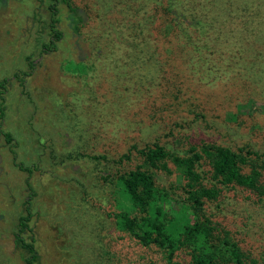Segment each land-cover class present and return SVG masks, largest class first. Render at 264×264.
<instances>
[{
	"label": "rangeland",
	"instance_id": "rangeland-1",
	"mask_svg": "<svg viewBox=\"0 0 264 264\" xmlns=\"http://www.w3.org/2000/svg\"><path fill=\"white\" fill-rule=\"evenodd\" d=\"M72 1L87 12L80 34L64 20L56 49L38 56L31 14L39 2L0 0V79L7 78L0 129L13 138L10 146L0 133V264H24L12 231L25 200L31 212L26 236L34 239L38 264L144 263L150 248L117 238L112 178L100 175L129 165L112 160L132 144L141 147L172 127L183 126L172 133L177 149L187 148L185 135L200 134L205 141L264 153L263 52L247 54L242 68L215 62L218 79L200 81L160 44L152 50L137 39L138 50L128 39L103 37L115 24L114 0ZM68 61L84 64L85 72L65 71ZM29 69L23 84L11 77ZM100 154L108 167L93 159ZM167 180L156 174L157 184ZM241 207L238 202L234 210ZM162 214L174 216V210L165 205Z\"/></svg>",
	"mask_w": 264,
	"mask_h": 264
},
{
	"label": "trees",
	"instance_id": "trees-1",
	"mask_svg": "<svg viewBox=\"0 0 264 264\" xmlns=\"http://www.w3.org/2000/svg\"><path fill=\"white\" fill-rule=\"evenodd\" d=\"M37 1L31 20L37 25L34 43L40 56L56 49L64 20L74 34H80L87 12L72 0ZM237 1L114 0L115 24L101 33L110 41L128 39L125 43L136 44L138 50L137 39L152 50L160 44L168 56L185 63L190 76L200 81L218 79L212 68L215 62L242 68L247 54L264 53V0ZM23 58L32 68L29 56ZM62 67L71 74L86 70L84 64L71 61ZM29 71L11 77L23 84ZM6 84L7 78H1L0 118L6 112ZM181 128L172 127L141 147L132 144L112 160L129 165L100 175L102 180L112 178L115 211L111 216L117 238L131 239L141 250L151 249L142 264H264V153L205 141L200 134L185 135L187 148L177 149L172 133ZM0 133L11 146L10 133L2 129ZM132 157L136 163H131ZM97 158L104 167L108 165L104 154L93 156ZM14 165L30 173L28 166ZM157 173L167 175V185L156 183ZM25 184L29 186L27 180ZM238 202L244 208L241 213L234 210ZM165 205L172 207L174 216L162 214ZM22 206L12 231L13 243L23 250L24 264H38L34 239L26 236L30 201Z\"/></svg>",
	"mask_w": 264,
	"mask_h": 264
}]
</instances>
